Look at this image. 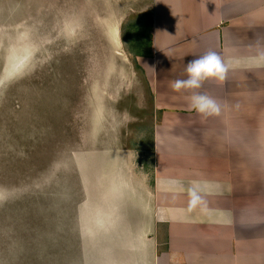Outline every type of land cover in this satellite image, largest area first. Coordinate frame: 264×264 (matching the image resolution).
I'll use <instances>...</instances> for the list:
<instances>
[{
	"label": "crops",
	"instance_id": "obj_1",
	"mask_svg": "<svg viewBox=\"0 0 264 264\" xmlns=\"http://www.w3.org/2000/svg\"><path fill=\"white\" fill-rule=\"evenodd\" d=\"M147 9L146 45L132 52L151 103L150 145L91 164L102 180L87 192L100 197L94 229L134 254L117 264H264V0H149ZM209 51L229 70L196 90L221 104L204 117L189 108L191 91L170 83ZM194 184L202 202L189 210Z\"/></svg>",
	"mask_w": 264,
	"mask_h": 264
},
{
	"label": "rangeland",
	"instance_id": "obj_2",
	"mask_svg": "<svg viewBox=\"0 0 264 264\" xmlns=\"http://www.w3.org/2000/svg\"><path fill=\"white\" fill-rule=\"evenodd\" d=\"M148 1L0 0V264L134 255L94 229L87 192L106 152L149 149Z\"/></svg>",
	"mask_w": 264,
	"mask_h": 264
},
{
	"label": "clouds",
	"instance_id": "obj_3",
	"mask_svg": "<svg viewBox=\"0 0 264 264\" xmlns=\"http://www.w3.org/2000/svg\"><path fill=\"white\" fill-rule=\"evenodd\" d=\"M229 66L219 54L209 51L197 59L190 60L186 64L185 79H177L170 83L173 91H191L189 108L195 110L204 117L218 116L221 113V104L211 95L196 91L201 89L203 83L208 80L223 82L226 78ZM189 210L196 208L201 202L199 186L193 185L187 189Z\"/></svg>",
	"mask_w": 264,
	"mask_h": 264
},
{
	"label": "trees",
	"instance_id": "obj_4",
	"mask_svg": "<svg viewBox=\"0 0 264 264\" xmlns=\"http://www.w3.org/2000/svg\"><path fill=\"white\" fill-rule=\"evenodd\" d=\"M148 56V55H147ZM136 64V63H135ZM135 67L139 70H141V68L136 64Z\"/></svg>",
	"mask_w": 264,
	"mask_h": 264
}]
</instances>
